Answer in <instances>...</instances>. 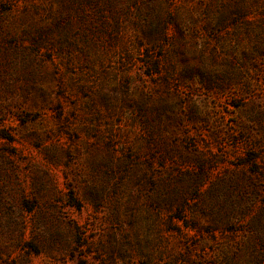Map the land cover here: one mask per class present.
Segmentation results:
<instances>
[{"label": "rangeland", "instance_id": "obj_1", "mask_svg": "<svg viewBox=\"0 0 264 264\" xmlns=\"http://www.w3.org/2000/svg\"><path fill=\"white\" fill-rule=\"evenodd\" d=\"M0 264H264V0H0Z\"/></svg>", "mask_w": 264, "mask_h": 264}]
</instances>
